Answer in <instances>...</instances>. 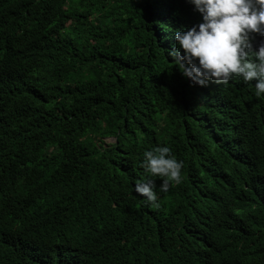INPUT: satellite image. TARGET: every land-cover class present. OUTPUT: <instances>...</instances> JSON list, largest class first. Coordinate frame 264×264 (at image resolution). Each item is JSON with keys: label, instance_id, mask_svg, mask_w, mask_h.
Here are the masks:
<instances>
[{"label": "trees", "instance_id": "trees-1", "mask_svg": "<svg viewBox=\"0 0 264 264\" xmlns=\"http://www.w3.org/2000/svg\"><path fill=\"white\" fill-rule=\"evenodd\" d=\"M201 19L187 0H0V264H264V98L166 55ZM157 146L183 169L166 193L152 177L154 206L134 186Z\"/></svg>", "mask_w": 264, "mask_h": 264}, {"label": "clouds", "instance_id": "clouds-1", "mask_svg": "<svg viewBox=\"0 0 264 264\" xmlns=\"http://www.w3.org/2000/svg\"><path fill=\"white\" fill-rule=\"evenodd\" d=\"M201 16V22L175 32V45L166 55L192 85L209 82L227 84L240 77L251 85L254 95L264 98V40L254 46V35L264 37V0H187ZM141 167L149 177L134 191L149 205L158 206L159 193L182 180L183 161L167 146L143 152Z\"/></svg>", "mask_w": 264, "mask_h": 264}, {"label": "rangeland", "instance_id": "rangeland-1", "mask_svg": "<svg viewBox=\"0 0 264 264\" xmlns=\"http://www.w3.org/2000/svg\"><path fill=\"white\" fill-rule=\"evenodd\" d=\"M108 141H113L114 139L110 138V139H107Z\"/></svg>", "mask_w": 264, "mask_h": 264}]
</instances>
